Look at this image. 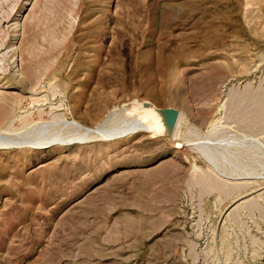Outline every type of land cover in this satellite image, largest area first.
Returning a JSON list of instances; mask_svg holds the SVG:
<instances>
[{"label": "rangeland", "instance_id": "obj_1", "mask_svg": "<svg viewBox=\"0 0 264 264\" xmlns=\"http://www.w3.org/2000/svg\"><path fill=\"white\" fill-rule=\"evenodd\" d=\"M0 138V264H264V0H0Z\"/></svg>", "mask_w": 264, "mask_h": 264}, {"label": "bare ground", "instance_id": "obj_2", "mask_svg": "<svg viewBox=\"0 0 264 264\" xmlns=\"http://www.w3.org/2000/svg\"><path fill=\"white\" fill-rule=\"evenodd\" d=\"M143 107L144 108H146V109H148V108H151L152 106H146V104L145 103H143ZM154 109V108H153ZM154 111H156V112H158V114H160L162 117H163V119H164V121H165V126H166V128H165V131H164V133L163 134H167V133H169V131H170V129L172 128V125H173V122H174V120H173V122H172V125L171 126H169L168 124H167V122H166V117H165V113L163 112V110H155L154 109ZM72 126H73V124H72ZM76 126V125H75ZM80 127V126H79ZM79 127L77 128V127H75V128H77V129H79ZM82 129V128H81ZM84 130V129H83ZM86 130V129H85ZM82 131V130H81ZM90 131V130H89ZM87 132V131H86ZM94 132V134L95 133H97L98 132V130L95 132V131H92V133ZM100 132V131H99ZM97 133L98 134V136L95 134L94 136H97V137H99V134L101 135V132L100 133ZM104 136V135H103ZM102 136V137H103ZM1 139V138H0ZM3 140V139H2ZM1 140V141H2ZM2 142H6V141H2ZM16 142V141H15ZM23 142V141H22ZM8 143V142H7ZM14 143V142H13ZM6 145V144H5ZM7 146V145H6Z\"/></svg>", "mask_w": 264, "mask_h": 264}, {"label": "water", "instance_id": "obj_3", "mask_svg": "<svg viewBox=\"0 0 264 264\" xmlns=\"http://www.w3.org/2000/svg\"><path fill=\"white\" fill-rule=\"evenodd\" d=\"M165 110H163V112L165 113V117H166V122L169 126L172 125L173 120L175 119V115L177 113V111L173 108H164Z\"/></svg>", "mask_w": 264, "mask_h": 264}]
</instances>
